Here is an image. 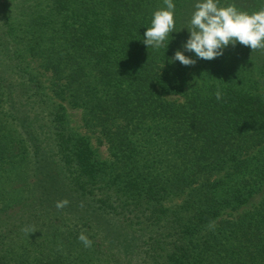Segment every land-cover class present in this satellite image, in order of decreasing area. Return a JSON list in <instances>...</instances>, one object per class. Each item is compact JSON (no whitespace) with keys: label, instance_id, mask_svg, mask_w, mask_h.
<instances>
[{"label":"trees","instance_id":"trees-1","mask_svg":"<svg viewBox=\"0 0 264 264\" xmlns=\"http://www.w3.org/2000/svg\"><path fill=\"white\" fill-rule=\"evenodd\" d=\"M161 7L0 0V264H264V50L169 65L181 30L163 67L139 41ZM191 11L176 0L177 31Z\"/></svg>","mask_w":264,"mask_h":264},{"label":"clouds","instance_id":"clouds-1","mask_svg":"<svg viewBox=\"0 0 264 264\" xmlns=\"http://www.w3.org/2000/svg\"><path fill=\"white\" fill-rule=\"evenodd\" d=\"M264 4V0H261ZM176 0H163V7L151 13L147 27H144L140 42L146 49L165 52L172 40L173 33L186 30V39L168 58L167 63H179L183 67H194L198 61H212L221 58L229 48L239 46L251 50H264V7L257 11L246 12L236 7L234 0H192V11L186 24L176 30ZM199 80V79H198ZM213 95L217 101L223 99V89L216 87ZM68 200L56 202L57 209H63ZM30 233L29 228H25ZM78 240L85 248H91L93 241L84 233Z\"/></svg>","mask_w":264,"mask_h":264},{"label":"rangeland","instance_id":"rangeland-1","mask_svg":"<svg viewBox=\"0 0 264 264\" xmlns=\"http://www.w3.org/2000/svg\"><path fill=\"white\" fill-rule=\"evenodd\" d=\"M46 78H43V83H44L45 87H48V83L46 81ZM60 103L65 109V113H66V116H67L68 121H69V123H68L69 127L76 134H78L79 136H82L88 140L90 147L93 149V151L96 153L97 157L101 161H108L110 158H109V154L107 151V147L100 143V141L97 138L98 135H96L93 131L84 128L83 123H82V111L80 109L71 108L67 102H60ZM11 128L13 129V127H11ZM55 172L56 171H53V173H55ZM261 198H262L261 195L253 197L238 212H244V211L250 210L253 206H256L259 204Z\"/></svg>","mask_w":264,"mask_h":264}]
</instances>
